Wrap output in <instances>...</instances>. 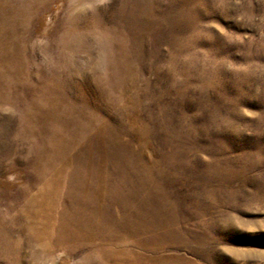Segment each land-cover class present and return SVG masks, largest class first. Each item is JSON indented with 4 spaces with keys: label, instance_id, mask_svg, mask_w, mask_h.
Returning a JSON list of instances; mask_svg holds the SVG:
<instances>
[{
    "label": "rangeland",
    "instance_id": "obj_1",
    "mask_svg": "<svg viewBox=\"0 0 264 264\" xmlns=\"http://www.w3.org/2000/svg\"><path fill=\"white\" fill-rule=\"evenodd\" d=\"M0 264H264V0H0Z\"/></svg>",
    "mask_w": 264,
    "mask_h": 264
}]
</instances>
